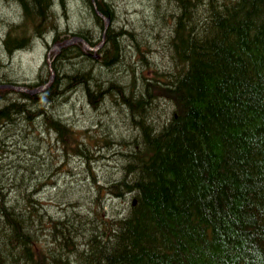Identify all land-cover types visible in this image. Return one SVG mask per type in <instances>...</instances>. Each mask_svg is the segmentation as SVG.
<instances>
[{"label": "trees", "instance_id": "16d2710c", "mask_svg": "<svg viewBox=\"0 0 264 264\" xmlns=\"http://www.w3.org/2000/svg\"><path fill=\"white\" fill-rule=\"evenodd\" d=\"M7 1L19 15L0 22L6 53L47 35L57 49L36 83L0 79L40 88H0V155L9 131L19 136L30 123H45L87 164L116 143L121 177L101 184L92 173L90 181L97 205L108 193L129 198V207L112 217L97 205L54 217L36 190L21 180L13 188L0 174V264H264V0H163L173 18L166 70L127 60L134 34L114 27L113 0L85 3L103 62L75 40L94 47L88 30H61L58 0ZM112 69L121 78L103 80ZM79 90L94 107L115 102L127 113L129 144L56 115L54 104ZM161 99L173 107L163 122L153 107Z\"/></svg>", "mask_w": 264, "mask_h": 264}, {"label": "rangeland", "instance_id": "374dc122", "mask_svg": "<svg viewBox=\"0 0 264 264\" xmlns=\"http://www.w3.org/2000/svg\"><path fill=\"white\" fill-rule=\"evenodd\" d=\"M85 3L86 0H63V3L58 0V25L61 30L69 33L68 36L70 32L85 28L91 42L95 44L94 47H99L103 39L99 36L100 31L96 23H87L88 18L91 19V11ZM111 3L116 12L114 27H123L134 34L133 38L127 34L130 40H125L126 47H131L127 60L135 64L144 63V66L169 69L167 36L173 26V18L169 17L164 9V1L160 3V0H113ZM18 15L16 3L0 0V22L11 21ZM3 34L4 28L0 26V59L3 64L0 68V79H8L16 84H32L39 81V74L46 75V69L41 70V67L46 59L50 60V55L57 49H52L55 45L50 41V36L36 39L30 47L10 54L2 48ZM99 40L101 42L98 44ZM131 42L135 45H131ZM97 60L103 62L101 53ZM104 71L101 76L103 80H119L122 76L116 73L115 69ZM154 104V115L163 122L162 118L166 117L173 107L164 99ZM2 105L0 103V106ZM52 110L79 130H87L101 137L106 135L111 139L113 136H123L128 144L131 142L129 137L133 131L127 124V113L125 114L115 102L106 101L94 107L83 91L79 90L65 95L61 101L54 104ZM21 125H16L12 128L13 131L16 132V128ZM46 127L45 123H39L36 127H32L30 123L25 125L19 136L12 135L9 131L5 139L7 145L0 155V174L13 188L21 180L24 190H36L34 196L42 203V208L54 217H60L72 209L80 211L81 206L89 208L97 205L98 187L90 181L92 173L101 184H108L121 177L120 155L116 153L118 145L114 143L102 147L100 151L96 150L91 163L87 164L69 148L64 150L63 144L56 139L55 132ZM133 136L134 134L132 138ZM22 137L28 139H21ZM100 202L101 205L95 207H99V211L111 217L129 207V198H119L108 193L103 195ZM40 237L44 238L43 234Z\"/></svg>", "mask_w": 264, "mask_h": 264}, {"label": "water", "instance_id": "95a60500", "mask_svg": "<svg viewBox=\"0 0 264 264\" xmlns=\"http://www.w3.org/2000/svg\"><path fill=\"white\" fill-rule=\"evenodd\" d=\"M107 22L109 23V19H107ZM77 39L80 40L81 42H83L88 48H90L89 45L87 44V42H85L84 40L79 39V38H77ZM6 87H8V88H14V89L19 90V91H26V92H29L30 94H34V93H37L38 92L37 89H29L28 87H25V86L0 85V88H6Z\"/></svg>", "mask_w": 264, "mask_h": 264}, {"label": "bare ground", "instance_id": "6f19581e", "mask_svg": "<svg viewBox=\"0 0 264 264\" xmlns=\"http://www.w3.org/2000/svg\"><path fill=\"white\" fill-rule=\"evenodd\" d=\"M94 1H95V0H94ZM98 19H100V18H98ZM94 21H95V20H94ZM107 28H108V27H107ZM101 34H102V33H101ZM125 34H126V33H125ZM126 35H127V34H126ZM104 37H105V35H104ZM104 39H105V38H104ZM134 39H135V38H134ZM95 43H96V42H95ZM64 44H65V43H64ZM64 44H63V45H64ZM92 46H93V45H92ZM107 46H108V44H107ZM102 47H103V46H102ZM102 47H101V48H102ZM20 50H21V49H20ZM17 51H19V50H17ZM90 51H91V50H90ZM90 51H89V52H90ZM99 51H101V50H99ZM114 51H115V50H114ZM84 52H85V51H84ZM102 52H103V51H102ZM122 60H123V59H122ZM45 62H46V61H45ZM45 62H44V63H45ZM45 68H46V67H45ZM47 69H48V68H47ZM17 92H18V91H17ZM116 100H117V99H116ZM20 102H21V101H20ZM53 117H54V116H53ZM34 118H35V117H34ZM34 118H33V119H34ZM36 118H37V117H36ZM34 120H35V119H34ZM37 120H38V119H37ZM35 121H36V120H35Z\"/></svg>", "mask_w": 264, "mask_h": 264}, {"label": "flooded vegetation", "instance_id": "af4514ba", "mask_svg": "<svg viewBox=\"0 0 264 264\" xmlns=\"http://www.w3.org/2000/svg\"><path fill=\"white\" fill-rule=\"evenodd\" d=\"M101 46H102V44L98 47L97 50H93V51H92V52H96V53L94 54V56H95L96 58L98 57L97 51L100 49ZM93 48H95V47H93Z\"/></svg>", "mask_w": 264, "mask_h": 264}]
</instances>
